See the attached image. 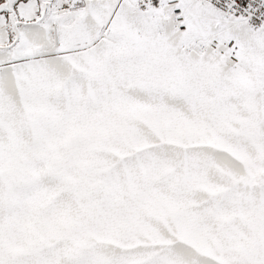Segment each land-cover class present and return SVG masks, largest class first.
I'll return each instance as SVG.
<instances>
[{
	"label": "snow or ice",
	"instance_id": "1",
	"mask_svg": "<svg viewBox=\"0 0 264 264\" xmlns=\"http://www.w3.org/2000/svg\"><path fill=\"white\" fill-rule=\"evenodd\" d=\"M0 264H264V0H0Z\"/></svg>",
	"mask_w": 264,
	"mask_h": 264
}]
</instances>
